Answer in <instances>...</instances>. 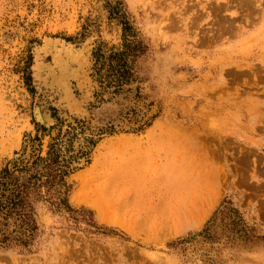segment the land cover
<instances>
[{"label":"rangeland","instance_id":"374dc122","mask_svg":"<svg viewBox=\"0 0 264 264\" xmlns=\"http://www.w3.org/2000/svg\"><path fill=\"white\" fill-rule=\"evenodd\" d=\"M34 164L64 205L0 264H264V0H0V173Z\"/></svg>","mask_w":264,"mask_h":264},{"label":"trees","instance_id":"16d2710c","mask_svg":"<svg viewBox=\"0 0 264 264\" xmlns=\"http://www.w3.org/2000/svg\"><path fill=\"white\" fill-rule=\"evenodd\" d=\"M35 167L30 175L25 174L26 168L0 173V246H28L37 230L34 203L42 199L41 188L46 187L48 193L55 189L53 203L64 205L57 172L49 167L38 171Z\"/></svg>","mask_w":264,"mask_h":264},{"label":"bare ground","instance_id":"6f19581e","mask_svg":"<svg viewBox=\"0 0 264 264\" xmlns=\"http://www.w3.org/2000/svg\"><path fill=\"white\" fill-rule=\"evenodd\" d=\"M218 7V6H217ZM225 31V30H224ZM67 64L68 63H66V62H64V61H62L61 63H60V70L61 71H64V69H66V67H67ZM53 81H56L57 82V79H54L53 78ZM42 105V104H41ZM41 105H37V107L35 108V110H33L34 111V113H35V117H36V119H38L41 123H43V124H50V122H52L51 121V119L49 118V116H48V114H47V111H43L44 110V108L43 107H41Z\"/></svg>","mask_w":264,"mask_h":264}]
</instances>
